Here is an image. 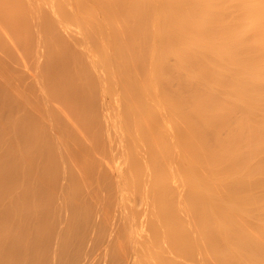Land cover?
<instances>
[{"label":"bare ground","instance_id":"bare-ground-1","mask_svg":"<svg viewBox=\"0 0 264 264\" xmlns=\"http://www.w3.org/2000/svg\"><path fill=\"white\" fill-rule=\"evenodd\" d=\"M0 264H264V0H0Z\"/></svg>","mask_w":264,"mask_h":264},{"label":"rangeland","instance_id":"rangeland-1","mask_svg":"<svg viewBox=\"0 0 264 264\" xmlns=\"http://www.w3.org/2000/svg\"><path fill=\"white\" fill-rule=\"evenodd\" d=\"M116 191H117V192H120V190L118 191V188H117ZM122 191H123L122 193H124V195L127 194L124 190H122ZM128 191H129V190H127V192H128ZM117 192H116L117 196H115L116 194H115L114 196L117 197L116 200L121 201V199H122V198H120V197H121V195H120L121 193L119 194V193H117ZM118 194H119V195H118ZM127 195H128V194H127ZM127 195L125 196V197H126V200H128L129 197H130L131 200L129 199V202L134 201V200H132V197H133L134 195L131 193V191H129V197H128ZM118 196H119V197H118ZM122 197L124 198L123 195H122ZM138 198H139V197H138ZM138 198H137V199H138ZM133 199H134V198H133ZM122 200H124V199H122ZM138 200H139V199H138ZM138 200H137V201H138ZM140 201H141V200H140ZM138 202H139V201H138ZM132 203H133V202H132ZM141 205H142V204H141ZM139 207L142 208V207L140 206V204H139Z\"/></svg>","mask_w":264,"mask_h":264}]
</instances>
